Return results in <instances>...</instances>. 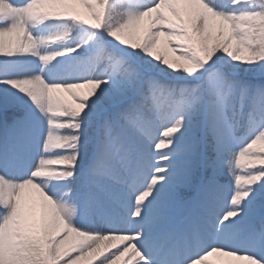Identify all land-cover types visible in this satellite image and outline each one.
Masks as SVG:
<instances>
[{
  "label": "snow or ice",
  "instance_id": "1",
  "mask_svg": "<svg viewBox=\"0 0 264 264\" xmlns=\"http://www.w3.org/2000/svg\"><path fill=\"white\" fill-rule=\"evenodd\" d=\"M0 264H264V0H0Z\"/></svg>",
  "mask_w": 264,
  "mask_h": 264
},
{
  "label": "rangeland",
  "instance_id": "2",
  "mask_svg": "<svg viewBox=\"0 0 264 264\" xmlns=\"http://www.w3.org/2000/svg\"><path fill=\"white\" fill-rule=\"evenodd\" d=\"M76 8H77V11H78V12H79V13H80L85 19L92 20L91 16L87 13V11H86L83 7L77 5ZM93 22H94V21H93ZM145 23H146V21H142V22H141V25L143 26ZM155 51H156L157 53L164 52V54H165V55L167 56V58H169L170 60H172V59L175 58V57H174V54H173L172 52H170V51H166V50L164 49L163 41H162V40L157 44V47H156ZM79 91H82V92H83V91H87V89H86V88H85V89H80ZM63 96H64L65 99H68V100L71 99V97L68 96L67 93H63ZM157 131H158V132H159V131H162V127L159 128ZM209 259H211V260H216L217 258H216V257H210Z\"/></svg>",
  "mask_w": 264,
  "mask_h": 264
},
{
  "label": "bare ground",
  "instance_id": "3",
  "mask_svg": "<svg viewBox=\"0 0 264 264\" xmlns=\"http://www.w3.org/2000/svg\"><path fill=\"white\" fill-rule=\"evenodd\" d=\"M83 92H86V91H83Z\"/></svg>",
  "mask_w": 264,
  "mask_h": 264
}]
</instances>
